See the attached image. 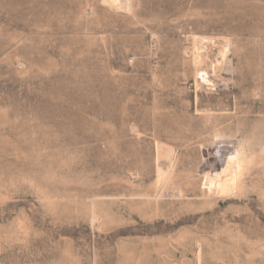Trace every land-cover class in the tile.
Here are the masks:
<instances>
[{
	"label": "rangeland",
	"instance_id": "rangeland-1",
	"mask_svg": "<svg viewBox=\"0 0 264 264\" xmlns=\"http://www.w3.org/2000/svg\"><path fill=\"white\" fill-rule=\"evenodd\" d=\"M0 264H264V0H0Z\"/></svg>",
	"mask_w": 264,
	"mask_h": 264
},
{
	"label": "bare ground",
	"instance_id": "bare-ground-1",
	"mask_svg": "<svg viewBox=\"0 0 264 264\" xmlns=\"http://www.w3.org/2000/svg\"><path fill=\"white\" fill-rule=\"evenodd\" d=\"M112 1H114V0H112ZM116 1V0H115ZM206 77H207V75H206Z\"/></svg>",
	"mask_w": 264,
	"mask_h": 264
}]
</instances>
